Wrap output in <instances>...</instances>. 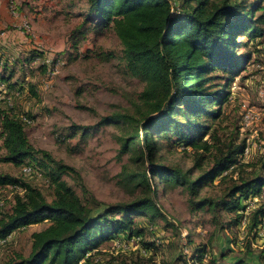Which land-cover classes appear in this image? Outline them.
Here are the masks:
<instances>
[{
	"label": "trees",
	"instance_id": "obj_1",
	"mask_svg": "<svg viewBox=\"0 0 264 264\" xmlns=\"http://www.w3.org/2000/svg\"><path fill=\"white\" fill-rule=\"evenodd\" d=\"M263 1L85 0L86 13L77 33L83 35L87 25L112 29L121 43L127 73L144 83L137 104L133 103V114L115 112L102 116L96 124L129 127L118 152L119 158L128 155V163L121 166L118 177L121 186L137 196L114 204L81 198L62 179L75 170L36 149L25 133L30 114L6 104L0 110L4 150L0 164L28 167V175L41 176L49 185L51 198L21 179L0 173V187L21 190L11 209L0 214V239L37 222L50 223L31 235L27 257L4 264H99V245L110 242L112 246L115 241L134 242L154 254L157 246L146 241L147 234L154 230L156 220L166 223L156 203L158 184L163 189L183 187L194 210L207 209L214 216L217 211L230 214L226 226L220 225L222 229L237 227L245 220L256 237L264 217V157L241 162L246 140H239L236 134L220 137L213 123L228 101L231 84L250 59L249 52L237 53L240 45L236 39L242 36L255 41L263 34ZM257 11L262 13L254 17ZM42 56V51L29 50L19 65L22 69ZM0 66V86L14 89L11 91L19 97L23 79L11 82L14 68L7 59L0 60ZM38 68L45 73L49 65L42 62ZM27 90L36 95L34 86ZM5 97L0 92V102ZM92 129L72 126L67 137L79 133L84 139ZM161 140L169 149H190L199 175L192 178L191 170L158 162ZM215 180L223 186L221 195L198 199L200 190ZM253 199L259 203L247 212L245 202ZM192 257L198 264H204V258H208L206 264H248L242 258L227 263L223 256L211 258L205 247L195 248ZM262 257L263 250L260 260Z\"/></svg>",
	"mask_w": 264,
	"mask_h": 264
},
{
	"label": "rangeland",
	"instance_id": "obj_2",
	"mask_svg": "<svg viewBox=\"0 0 264 264\" xmlns=\"http://www.w3.org/2000/svg\"><path fill=\"white\" fill-rule=\"evenodd\" d=\"M11 5L17 18L10 13ZM85 8V0H0V60L7 59L9 67L13 66L11 82L23 79L24 86L19 97L12 92L14 89L8 91L1 86L0 92L6 97L5 102H0V110L9 104L15 111L30 114L31 121L25 123L29 142L75 170L73 174L77 175H63L62 179L81 198L105 204L129 202L137 194L131 195L124 189L118 177L121 166L128 163V155L119 158L118 152L120 140L127 136L129 127L121 124L97 127L96 124L102 116L115 112L133 114V103L137 104L136 97L144 83L127 73L121 43L112 29L87 25L83 35L77 33ZM261 13L257 11L254 17ZM24 23L28 29L23 27ZM245 40L242 36L236 39L240 45L237 53L249 52L250 59L231 84L228 101L213 123L220 137L236 134L239 140H246L248 154L241 158L243 163L264 157V31L255 41ZM34 49L42 51L43 56L21 69L20 61ZM46 60L54 61L49 66L53 74L42 73L38 68ZM46 80L50 82L48 87L44 85ZM29 85L34 86L36 95L28 92ZM248 110L258 118L244 127L241 117ZM72 126L93 129L84 139L79 133L69 138ZM138 133L142 136L140 129ZM159 144L158 162L191 170L192 178L199 175L190 149H169L162 146L163 140ZM3 154L0 137V156ZM208 164L209 161L204 168ZM0 173L21 179L40 189L48 200L51 198L46 181L36 174H24L21 166L1 163ZM157 188L156 203L166 223L156 220L154 230L147 234L146 241L157 246L154 254L134 242L119 245L115 241L112 246L104 242L97 248L99 264H192V253L197 247H205L211 258L220 260L223 256L225 263L242 258L248 264H264V258L260 260V252L264 251V226L256 237L247 225L222 229L220 225L226 226L230 214L217 211L215 217L207 209L194 210L183 187L163 189L158 184ZM222 189L215 180L200 190L198 199H216ZM16 194H21V190L0 187V214L11 209ZM49 224L37 222L8 236L0 245V264L18 260L19 256L27 257L31 251V235ZM184 242L191 255L188 260L183 256Z\"/></svg>",
	"mask_w": 264,
	"mask_h": 264
},
{
	"label": "built area",
	"instance_id": "obj_3",
	"mask_svg": "<svg viewBox=\"0 0 264 264\" xmlns=\"http://www.w3.org/2000/svg\"><path fill=\"white\" fill-rule=\"evenodd\" d=\"M10 13L15 17V18H17L18 17V14L15 12V9H14V7L11 5L10 6ZM23 27L25 28V29H28V26L24 23V25H23ZM36 61H34V63H35ZM45 64H47V65H49L50 66V64H51V61L50 60H46L45 62H44ZM54 63V62H53ZM55 65L57 66V65H59V60H57L56 61V63H55ZM54 73V70H51L50 69V67L48 68V70H47V74L48 75H50V74H53ZM49 84H50V82L48 81V80H46L45 82H44V85H45V87H48L49 86ZM0 91L2 92L3 91V87H1L0 86ZM257 115L256 114H254V112H252V111H245L243 114H242V117H241V121H242V125L244 126V127H248V126H250L251 124H253L256 120H257ZM26 121V120H25ZM27 123H28V121H26ZM248 154V147H247V145H246V148H245V150H244V156H246ZM22 171L25 173V174H29L30 173V169L28 168V167H24L23 169H22ZM257 203H259V200L258 199H253V200H248V201H246L245 202V205H247V212L248 211H251L253 208H254V205H256ZM262 222H264V217H263V221ZM241 225L242 226H246V221L245 220H243L242 221V223H241ZM262 226H264V223H263V225ZM261 226V227H262ZM260 227V228H261ZM259 228V229H260ZM7 239V238H6ZM6 239H0V245L1 244H3L5 241H6ZM119 245H121V243H118ZM183 246H184V248H183V256L184 257H186V259L188 260L189 259V257L191 256L190 255V253H189V251H188V248H185L186 247V243L184 242L183 243ZM125 247V246H124ZM123 249H125V248H123ZM207 259L208 258H204V264H206L207 263ZM191 263L192 264H198L197 262H194L193 261V258H192V260H191Z\"/></svg>",
	"mask_w": 264,
	"mask_h": 264
}]
</instances>
